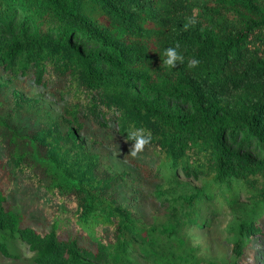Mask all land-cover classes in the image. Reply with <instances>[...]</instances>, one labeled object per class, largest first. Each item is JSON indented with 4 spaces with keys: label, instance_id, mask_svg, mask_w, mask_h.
<instances>
[{
    "label": "trees",
    "instance_id": "1",
    "mask_svg": "<svg viewBox=\"0 0 264 264\" xmlns=\"http://www.w3.org/2000/svg\"><path fill=\"white\" fill-rule=\"evenodd\" d=\"M194 13L197 23L184 30ZM177 42L185 63L163 67L161 54ZM192 58L200 64L189 70ZM0 67L34 74L41 84L55 70L51 90L58 99L69 92L76 99L66 107L75 140L85 104L95 117L106 119V111L121 122L123 139L129 129L150 132L151 143L132 157L139 172L131 185L140 191L145 176L163 183L154 194L165 206L152 221L136 216L135 196L124 202L119 190L99 187L98 166L79 164V153L74 166L48 152L25 132L26 112L2 115L9 104L0 94L10 159L25 163L17 158L29 137L45 148L29 162L41 171L33 172L28 194L41 197L21 190L17 175L0 188L2 255L22 260L24 245L31 264H260L264 0H0ZM110 99L118 106L109 107ZM108 136L121 147L115 131ZM15 197L40 227L21 218ZM224 214L232 216L225 226L231 247L219 261L204 251L206 239L194 242L191 232L201 228L209 237Z\"/></svg>",
    "mask_w": 264,
    "mask_h": 264
},
{
    "label": "rangeland",
    "instance_id": "2",
    "mask_svg": "<svg viewBox=\"0 0 264 264\" xmlns=\"http://www.w3.org/2000/svg\"><path fill=\"white\" fill-rule=\"evenodd\" d=\"M58 76L55 70L53 72H49L48 70L45 74L44 84H41L35 80L34 74H29V72L25 74L8 72L0 67V94L5 104H9L8 110L1 112L2 115L8 111L17 110L18 113L22 111L26 112L23 118L25 121H30L31 125L27 124L25 126V132L28 131L32 136L35 135V138L42 140L48 152L58 155V157L73 160L75 162L74 166L78 165L79 159L77 153H79V164L85 162L90 169L98 166L99 173L97 171L95 173L99 177V187L103 190H119L124 202H128L127 200L132 195L135 196L137 202L135 204L131 202L130 206L137 213L135 214L136 216H142L147 221H152L157 213H165L164 203L154 194V191L164 187L163 183L153 181L151 176H145L142 186L139 185L140 191L136 190L135 185H133L134 187L131 185L132 177L135 179L139 171L129 153L131 146L129 141L125 142L126 139H123L124 134L122 135L120 133L122 131L117 129L119 128L117 125L121 126V122L116 120L113 122L112 117L110 118L108 115L110 112L104 111L106 119L103 120L100 117H95L91 112L92 110L89 109V105L85 104L78 113V121H84L83 127L78 128L80 136L77 140L71 137L67 127L71 123L66 120V116L70 117L71 114L67 111L66 107L70 102H75L76 99L74 94L70 92L66 93L62 99H58V93L51 90L55 84L54 80ZM41 81L43 82V79ZM13 90H18V96L14 95ZM104 101L109 107L118 106L119 103L112 99ZM103 121H107V124L103 125ZM74 124L77 126V121ZM94 130L100 131L99 135L94 133ZM113 131L122 138L123 143L120 145L121 147H112L108 133L112 134ZM6 138L8 139L9 137L5 130L0 129V188H6L9 180H14L15 175H17L21 180L19 188L25 190L26 194H28V186L32 187V179H35L33 172L36 169L38 172L41 171L40 167L36 169L31 168L29 162L32 158H35L36 151L40 152L45 150V148L41 145L33 146L31 142L33 137L24 139L20 143V156L16 157L17 160L25 162L21 165L17 161L10 159L13 149L9 146ZM28 195L34 198L41 197V195H37L32 190ZM17 199H14V201L16 202ZM14 201L12 204H14ZM16 203L18 204L16 211L21 213V218L27 223H31V225L38 227L42 225L40 218L39 220L31 218L32 209L24 200L22 202L18 200ZM33 207L34 210L37 209L36 205ZM68 214L67 210L63 213V215ZM231 217L230 214L229 216L224 214L207 238L206 234L202 233L201 228H196L191 232L194 242L199 238H202V240L206 239L209 246L204 251L211 256L210 258L220 261V259L229 255L231 246L226 241L225 226ZM21 246L22 260L13 262L12 258L4 256L0 252V264H31L29 255L32 252L30 248L24 245ZM259 254H261L258 257L259 263L264 264V248L259 250Z\"/></svg>",
    "mask_w": 264,
    "mask_h": 264
},
{
    "label": "clouds",
    "instance_id": "3",
    "mask_svg": "<svg viewBox=\"0 0 264 264\" xmlns=\"http://www.w3.org/2000/svg\"><path fill=\"white\" fill-rule=\"evenodd\" d=\"M197 23L195 18V13L193 16L188 17L184 24V30H188L190 27L194 26ZM180 48V44L177 42L175 47H168L161 54L162 66L167 67L168 69H173L177 67V64H184L185 57L182 53L178 52L177 49ZM200 61L198 59L192 58L187 61V68L189 70L195 69L199 66ZM152 136L151 133L147 130L140 129H129L126 141L133 142L130 146L129 153L132 157H137L139 153L143 152L146 146L151 143Z\"/></svg>",
    "mask_w": 264,
    "mask_h": 264
}]
</instances>
